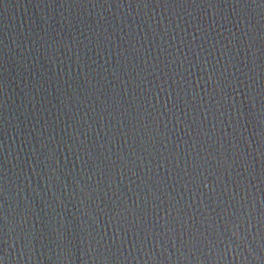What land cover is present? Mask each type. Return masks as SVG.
<instances>
[{"label": "water", "instance_id": "95a60500", "mask_svg": "<svg viewBox=\"0 0 264 264\" xmlns=\"http://www.w3.org/2000/svg\"><path fill=\"white\" fill-rule=\"evenodd\" d=\"M0 264H264V0H0Z\"/></svg>", "mask_w": 264, "mask_h": 264}]
</instances>
